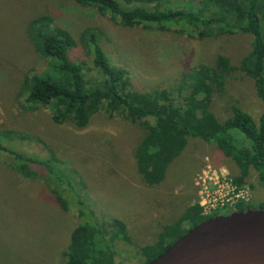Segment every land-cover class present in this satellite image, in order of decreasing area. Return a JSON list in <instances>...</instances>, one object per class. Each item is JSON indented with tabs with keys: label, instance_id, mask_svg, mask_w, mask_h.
I'll use <instances>...</instances> for the list:
<instances>
[{
	"label": "rangeland",
	"instance_id": "374dc122",
	"mask_svg": "<svg viewBox=\"0 0 264 264\" xmlns=\"http://www.w3.org/2000/svg\"><path fill=\"white\" fill-rule=\"evenodd\" d=\"M41 15L51 16L53 27L69 32L77 41L78 47L71 51L74 59L85 58L92 66L89 48L82 41L85 30L91 29L112 65L124 67L135 86L168 90L176 100L187 93L184 75L192 68L213 65L220 54L238 65L251 49V35L189 37L174 29L124 27L74 0H0V132H15L3 145L42 159L52 151L63 162L62 170L79 182L77 189L89 201L100 227L107 230V238L112 229L105 221L114 217L125 224L128 237L120 235L112 243L115 264H146L151 254L144 249L155 243L165 225L175 223L197 201L195 178L202 169L206 165L221 168L233 179L238 168L215 142L189 137L182 152L167 166L164 180L148 187L135 169V146L144 132L138 124L99 112L86 127L76 128L68 122L55 123L47 107L24 106L19 96L23 77L46 65L27 30L30 20ZM85 76L88 81L100 77L96 69L85 71ZM233 106L255 122L263 109L253 79L238 70L227 77L224 93L214 95L210 110L224 121ZM230 133L243 142L238 130ZM4 161L2 152L0 264H64L63 251L78 223L77 195L72 196V186L67 190L56 183L69 204L63 209L50 182L41 177L25 178ZM242 186L247 192L245 203L255 207L264 203V189L252 168ZM222 213L225 211L216 215ZM189 226L190 222H181V229Z\"/></svg>",
	"mask_w": 264,
	"mask_h": 264
},
{
	"label": "trees",
	"instance_id": "16d2710c",
	"mask_svg": "<svg viewBox=\"0 0 264 264\" xmlns=\"http://www.w3.org/2000/svg\"><path fill=\"white\" fill-rule=\"evenodd\" d=\"M74 1L95 8L124 27L174 29L200 38L247 33L252 38L251 49L238 65H232L227 56L220 54L213 65L192 68L184 75L187 93L176 100L168 90L148 91L135 86L124 67L112 65L98 35L91 29L85 30L82 41L89 48L92 66L85 58L74 59L71 51L78 43L73 36L53 27L51 16H37L30 20L27 30L35 49L46 58V65L41 71L23 77L19 96L24 106L47 107L55 123L68 122L76 128L86 127L99 112L138 124L144 132L135 146V169L148 187L164 180L167 166L182 152L188 138L195 137L215 142L224 156L234 161L239 171L232 179L234 183H245L252 168L264 189V0ZM92 69L100 77L88 81L85 71ZM234 70L246 73L254 81L263 105L258 122L236 106L224 121H219L210 110L214 95L224 93L226 79ZM233 129L242 134L243 142L230 133ZM14 133L9 129L0 132V154L4 153L9 168L25 178H45L63 209L69 204L56 183L67 190L72 186V196L77 195L78 223L63 251L64 264H115L112 243L120 235L123 239L128 237L125 224L114 217L105 221L112 229L107 238V230L100 227L89 201L78 191L79 182L62 170L63 162L52 151L42 159L3 145V140ZM67 180L71 185L65 183ZM256 208H264V203L255 207L239 201L225 213ZM213 216L202 215L196 202L190 205L179 220L163 227L153 245L144 249L151 254L146 262L155 259L193 226ZM182 221L190 222V226L181 229ZM166 238L169 240L165 241Z\"/></svg>",
	"mask_w": 264,
	"mask_h": 264
},
{
	"label": "water",
	"instance_id": "95a60500",
	"mask_svg": "<svg viewBox=\"0 0 264 264\" xmlns=\"http://www.w3.org/2000/svg\"><path fill=\"white\" fill-rule=\"evenodd\" d=\"M146 264H264V208L208 218Z\"/></svg>",
	"mask_w": 264,
	"mask_h": 264
},
{
	"label": "built area",
	"instance_id": "2783aa9c",
	"mask_svg": "<svg viewBox=\"0 0 264 264\" xmlns=\"http://www.w3.org/2000/svg\"><path fill=\"white\" fill-rule=\"evenodd\" d=\"M197 188L196 203L204 216L216 215L220 210L227 211L239 201L245 202V187L237 185L224 169L206 165L195 178Z\"/></svg>",
	"mask_w": 264,
	"mask_h": 264
}]
</instances>
